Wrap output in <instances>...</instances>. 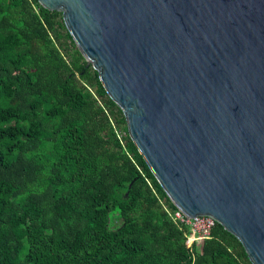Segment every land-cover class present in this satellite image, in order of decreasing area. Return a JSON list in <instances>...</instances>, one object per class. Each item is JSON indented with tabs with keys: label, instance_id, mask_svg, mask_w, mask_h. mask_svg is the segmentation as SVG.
Here are the masks:
<instances>
[{
	"label": "trees",
	"instance_id": "trees-1",
	"mask_svg": "<svg viewBox=\"0 0 264 264\" xmlns=\"http://www.w3.org/2000/svg\"><path fill=\"white\" fill-rule=\"evenodd\" d=\"M175 209L61 13L0 0V264H251L217 223L190 250Z\"/></svg>",
	"mask_w": 264,
	"mask_h": 264
},
{
	"label": "water",
	"instance_id": "water-1",
	"mask_svg": "<svg viewBox=\"0 0 264 264\" xmlns=\"http://www.w3.org/2000/svg\"><path fill=\"white\" fill-rule=\"evenodd\" d=\"M61 13L182 214L264 264V0H36Z\"/></svg>",
	"mask_w": 264,
	"mask_h": 264
},
{
	"label": "built area",
	"instance_id": "built-area-1",
	"mask_svg": "<svg viewBox=\"0 0 264 264\" xmlns=\"http://www.w3.org/2000/svg\"><path fill=\"white\" fill-rule=\"evenodd\" d=\"M171 218L178 225L185 226V245L192 251L199 248L198 244L209 236L211 229L216 223L210 215L197 214L188 217L177 209L171 213Z\"/></svg>",
	"mask_w": 264,
	"mask_h": 264
},
{
	"label": "rangeland",
	"instance_id": "rangeland-1",
	"mask_svg": "<svg viewBox=\"0 0 264 264\" xmlns=\"http://www.w3.org/2000/svg\"><path fill=\"white\" fill-rule=\"evenodd\" d=\"M90 90L93 92V88L92 87H90ZM199 245H200V243L198 244V247H199Z\"/></svg>",
	"mask_w": 264,
	"mask_h": 264
}]
</instances>
